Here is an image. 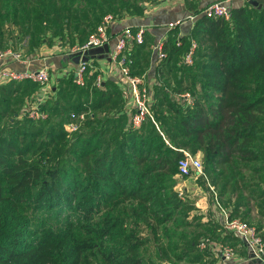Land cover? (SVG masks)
<instances>
[{
	"label": "trees",
	"instance_id": "obj_1",
	"mask_svg": "<svg viewBox=\"0 0 264 264\" xmlns=\"http://www.w3.org/2000/svg\"><path fill=\"white\" fill-rule=\"evenodd\" d=\"M55 1L0 0V13L4 7L36 13ZM65 1L66 10L77 4L89 33L105 14H138L150 0ZM190 39L192 63L179 65L189 81L172 90L189 91L192 104L182 107L162 93L168 113L154 115L159 131L149 121L132 129L122 116L107 115L98 128L69 134L66 117L90 112V123L93 112L119 100L95 87V76L90 84L94 73L87 72L84 85L71 75L66 83L94 92L90 104L45 101L38 111L46 116L37 119L0 110V264H176L193 250L180 249L185 224L174 217L182 214L172 192L183 156L177 149L199 153L217 196L238 190L240 170L257 158L264 123V10L231 6L227 20L198 15L187 34L172 29L163 39L160 62L180 57ZM24 84L37 87L10 81L0 85V95L24 93ZM56 115L58 123L51 121ZM141 227L153 234L150 246Z\"/></svg>",
	"mask_w": 264,
	"mask_h": 264
},
{
	"label": "crops",
	"instance_id": "obj_2",
	"mask_svg": "<svg viewBox=\"0 0 264 264\" xmlns=\"http://www.w3.org/2000/svg\"><path fill=\"white\" fill-rule=\"evenodd\" d=\"M211 1L214 0L145 1L141 4V11L138 14L123 13L108 24L106 28L110 36L108 43L104 47H96L100 49L95 52L87 53L84 61L88 64L87 73L95 74L88 77L89 83L91 84L94 76L99 77V84L96 85L94 83L95 87L114 92L118 96L119 100H114L107 107L110 110H114L111 113L112 117L122 116L127 126L132 112L131 105L127 101L128 97L124 95L126 93L123 91V84L117 77L118 70L109 60L110 49L122 27H144L142 46L140 48H137L138 45L131 46L130 51L127 52L130 56H127L130 60L129 71L133 73L132 75L140 77L142 85L152 97L151 110L154 116L156 108L167 109L165 102L160 101L161 94L166 93L171 101L180 104L174 98L177 92L172 90V86L186 84L188 81H186L187 75L179 70L180 57H172L171 60L164 63L155 61L150 45L156 39H164L170 34L172 29L178 35L187 34L192 26V19H185V17L194 14L195 11H200ZM230 6L253 7L257 10H264V0H230ZM176 19H181V22L174 28L169 29L166 24ZM48 54L37 57L25 55L22 56L23 61L17 63L0 62V69L20 71L25 68L36 69L42 65L46 66L49 74L46 86L48 96L44 94L43 99L42 97L38 99L43 103L58 98V101L61 102L64 101L60 99L62 92L71 97V91L66 87V81L70 77V70L76 63L77 58L59 52L52 54V51ZM82 55L83 53L80 56L77 55L78 60L81 59ZM25 89L27 90L24 93H32L28 85H25ZM82 91L86 94L88 93L89 98L91 94H94L89 88ZM156 91L158 93L157 97ZM91 102L88 99L83 103L90 104ZM259 128L258 140L255 145L257 158L246 163V167L240 170L238 190L235 192L227 190L217 196V192L208 179L206 178L205 180L202 177L193 180L191 185L188 184L187 189L183 187L185 192L191 193L195 211L194 218L198 225V231L201 233V238L208 240L210 243L208 250L210 251V256H212L211 264H260L250 257L247 249L239 239L233 237L222 228L221 217L217 207L224 209L232 217H238L250 222L264 238V123ZM195 155L200 158L199 153H195ZM188 179L190 180V178ZM180 181L177 180V185ZM220 245H226L232 249L231 257L223 256L218 251Z\"/></svg>",
	"mask_w": 264,
	"mask_h": 264
},
{
	"label": "built area",
	"instance_id": "obj_3",
	"mask_svg": "<svg viewBox=\"0 0 264 264\" xmlns=\"http://www.w3.org/2000/svg\"><path fill=\"white\" fill-rule=\"evenodd\" d=\"M230 0H214L204 6L197 14L187 15L185 19L192 21L198 16L203 15L208 18L222 17L227 20L229 18ZM114 19L110 14H105L95 28L90 31L82 42L75 43L65 52L67 56L81 55L83 52L96 47L106 45L109 41V34L106 28L109 23ZM181 22V19L168 22L166 26L169 29L174 28ZM144 27L138 26L132 28L130 26H124L117 33L113 45L109 52V60L115 65L118 70V79L123 84L124 94L127 96L132 112L129 116V126L132 129H138L144 121H149L155 128L157 123L154 119L151 110L152 97L148 90L142 85L140 77L129 73L130 60L127 59V52L130 51L131 46L140 45L143 43ZM163 38H159L153 41L150 45V50L155 61H162L166 57V53L162 50ZM196 48V42L194 39L189 40V44L185 52L180 55V62L184 65L192 63L193 54ZM17 63L22 62V56L19 52L11 51L9 49H0V62ZM0 85L7 81H22L29 80L35 82L38 85L39 98L44 95L47 90L48 83V70L46 66H40L36 69H23V70H3L0 69ZM88 70V64L86 61L80 59L74 64L70 70L72 76V82L77 86L84 85V73ZM99 77H95V84H99ZM176 101L180 106L188 107L192 104V96L189 91L184 90L174 95ZM26 116L30 119L44 118L46 114L38 111L36 104L29 108H24ZM83 114H79L76 119H82ZM66 128L71 129V123L65 125ZM159 131V130H158ZM183 153V156L177 161V180H181L184 177L195 178L202 177L206 180V176L202 169V163L200 158L196 155H190L188 151L183 149H177ZM191 171V173H189ZM219 209V215L221 217L222 228L231 234L233 237L239 239L247 249L250 257L260 264H264V238L260 235L256 227L241 218L232 217L227 211L217 206ZM210 245L209 241L202 239L198 243L199 249H206ZM218 251L223 256L231 257L233 251L226 245H220Z\"/></svg>",
	"mask_w": 264,
	"mask_h": 264
},
{
	"label": "rangeland",
	"instance_id": "obj_4",
	"mask_svg": "<svg viewBox=\"0 0 264 264\" xmlns=\"http://www.w3.org/2000/svg\"><path fill=\"white\" fill-rule=\"evenodd\" d=\"M76 6H74L72 10H66L65 7H67V1L56 0L49 6L37 8L36 13L31 12L33 9L30 8L25 12H19V9H17L16 11L18 12L16 14L14 13V9L12 7H4L0 13V49H9L11 51L19 52L21 56L32 55L35 57L40 55L43 56L44 54L49 55L48 53L51 51L52 54L57 52L65 53L66 50L72 45L83 40L88 33V31H83L85 28L83 23L85 18L83 13L74 10ZM60 7H63L62 13L59 12ZM39 11L41 12L42 17L37 15ZM107 13L112 12L110 11ZM129 73L133 74L131 71H129ZM186 81H189L188 76L186 77ZM71 83L67 86L71 91V97L63 92L60 94V99L64 100L61 101L62 103L60 102L63 106H67L64 104L65 102L70 103L74 100H81L83 102L88 99H90V101L94 100L96 96L95 93L91 94V97L89 98L88 93L86 94L84 91L80 90V88L71 85ZM183 85L185 84H179L178 88L182 87ZM37 87L35 90H31L32 93L29 94L19 92L10 98H5L0 95V110H4L8 116H15L13 111H16L18 113L17 117L20 118L24 108H29L34 106V104L39 107L42 104V101L38 99L39 96ZM44 94L47 95V90ZM44 96H41L42 99ZM113 111L114 110L107 108L103 111L97 110L93 112L94 116L93 118L91 117L90 123H85L86 120L90 119L88 113L84 114L82 119L72 118L69 115V117H66V121L63 123V126L69 134L86 130L91 127L98 128L101 125L103 117L107 115L112 116L111 113ZM65 112L67 113L68 111L65 110ZM158 112L168 113V110L166 108H156L154 111V115L156 117L159 116ZM5 121H7V118ZM51 121L58 123V115L54 116ZM172 121H174V119H172ZM68 123H71V129L65 127V125ZM188 153L190 155H195L192 151H188ZM188 178H190V180ZM195 179L197 178L192 175L190 177L182 178L172 191L174 198H178L182 203L180 206V211H182V214L176 211L174 217L177 218L178 221L185 224L183 228L185 231L184 235L186 236V241L183 242V244L180 246V249L183 251L189 250L191 247H193L191 248L193 250L189 251L186 257L181 261L176 262V264L212 263V256H210V251L208 248H198V243L203 238H201V233L198 231V225L196 224L197 222L194 218L195 211L192 203L191 193L185 192L183 190V187H186L187 189L189 186L188 184L191 185L192 181ZM187 221H189L191 224L186 225ZM138 231H140V234L143 238L151 240L148 246L153 244V234L150 231H146L142 227L139 228ZM149 253L151 254L153 252L150 251ZM161 264L168 263L162 262Z\"/></svg>",
	"mask_w": 264,
	"mask_h": 264
},
{
	"label": "water",
	"instance_id": "obj_5",
	"mask_svg": "<svg viewBox=\"0 0 264 264\" xmlns=\"http://www.w3.org/2000/svg\"><path fill=\"white\" fill-rule=\"evenodd\" d=\"M104 46H106V45H103V46H101V47H104ZM100 48H96V49H90V50H88V51H85V52H83V55H82V57H81V61H84V59L86 58L85 56H86V54L87 53H91V52H95V51H97V50H99ZM76 58H77V61H78V56L77 55H74ZM76 61V62H77Z\"/></svg>",
	"mask_w": 264,
	"mask_h": 264
}]
</instances>
